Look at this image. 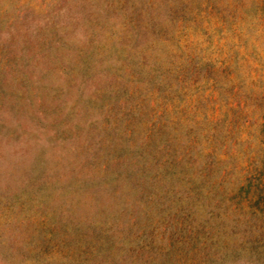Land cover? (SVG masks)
Listing matches in <instances>:
<instances>
[{"label":"rangeland","instance_id":"1","mask_svg":"<svg viewBox=\"0 0 264 264\" xmlns=\"http://www.w3.org/2000/svg\"><path fill=\"white\" fill-rule=\"evenodd\" d=\"M0 264H264V0H0Z\"/></svg>","mask_w":264,"mask_h":264},{"label":"trees","instance_id":"2","mask_svg":"<svg viewBox=\"0 0 264 264\" xmlns=\"http://www.w3.org/2000/svg\"><path fill=\"white\" fill-rule=\"evenodd\" d=\"M259 193L255 195L254 200L258 199Z\"/></svg>","mask_w":264,"mask_h":264}]
</instances>
